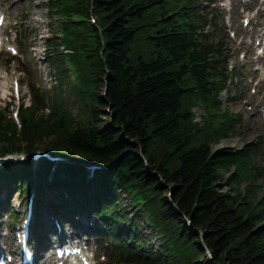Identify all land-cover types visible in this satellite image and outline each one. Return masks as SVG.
I'll list each match as a JSON object with an SVG mask.
<instances>
[{"label": "trees", "instance_id": "obj_1", "mask_svg": "<svg viewBox=\"0 0 264 264\" xmlns=\"http://www.w3.org/2000/svg\"><path fill=\"white\" fill-rule=\"evenodd\" d=\"M96 6L106 16L104 61L110 74L105 101L94 104V120L101 122L99 117L104 112L100 106L108 105L110 123L98 124L101 130L98 126L78 129L76 135L66 127L55 126V136L91 155L121 153L120 164L135 163V173L154 185L158 179L146 177L134 152L139 144L152 170L165 178V184L173 185L174 201L190 216L193 228L203 231L212 264H264V227L254 229L257 216L251 212L245 218L247 207L217 188L220 153L208 158L207 145L196 147L188 131L180 132L181 74L201 62L212 48L201 45L194 34L196 24L189 20L181 29L170 25L155 38L150 37L154 55L149 60L139 58L132 65L127 60V48L146 4L96 0ZM196 46L202 50L194 49ZM98 136L106 143L102 148L95 147ZM175 218L179 221L181 217ZM185 236L190 245H197L196 231H187Z\"/></svg>", "mask_w": 264, "mask_h": 264}, {"label": "rangeland", "instance_id": "obj_2", "mask_svg": "<svg viewBox=\"0 0 264 264\" xmlns=\"http://www.w3.org/2000/svg\"><path fill=\"white\" fill-rule=\"evenodd\" d=\"M17 2H19V7L15 6L14 15L20 16L26 10H28V12L30 14H32V18L27 19V24H29L30 27H33L34 31H36V33L33 31L32 37L30 38V36H29V38L31 41H33V38L36 37L35 42H33V43H36L37 46H39L38 50L41 51L42 45L40 46V44L41 43L44 44V41L42 39L38 38V35H39L38 32H40V34L44 35L47 32L56 31V29L55 30L52 29V25H53L51 22L52 17L50 15V14H53L54 15L53 19L55 20L56 19L55 11L53 9L51 10L50 8L47 7L46 0H19ZM17 2L14 4H17ZM24 2H25V4L23 5ZM236 24H238V22ZM27 42H29V41H27ZM232 47L235 48V44H233ZM37 65L39 66L40 74L42 75L41 76V79L43 80L42 84H46V86L48 88H53V87L57 88L56 87L57 84L64 83L63 80L61 81V79H60L61 75H60L58 69L54 68L55 66L48 67L47 64H44V62L37 64ZM8 70H10V68ZM9 72L12 73V70H10ZM47 72H48V74H46ZM0 74L4 75L1 78H5V81H3L0 78V87H1V85H4L8 88L9 81H10L8 72L7 73L4 72V69L1 68ZM1 82H4V84H1ZM22 92L24 93L25 99H27L29 97V93H28V89L26 86H23ZM0 94H2V93L0 92ZM4 106H5V101L1 100V98H0V107L2 108ZM246 135H247L246 138H248L251 134L247 133ZM237 140H239L238 137L232 136L230 139L226 138V139L222 140L221 144H236L238 142ZM233 186L234 185H232V183L230 186L227 185V187L225 188L226 192H228L231 195L235 194L234 190L232 189ZM221 190H222V188H221Z\"/></svg>", "mask_w": 264, "mask_h": 264}]
</instances>
